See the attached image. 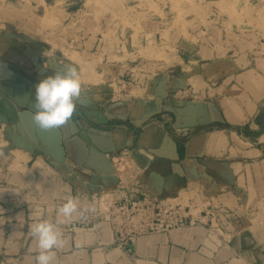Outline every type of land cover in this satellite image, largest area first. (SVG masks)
I'll use <instances>...</instances> for the list:
<instances>
[{
    "label": "crops",
    "instance_id": "1",
    "mask_svg": "<svg viewBox=\"0 0 264 264\" xmlns=\"http://www.w3.org/2000/svg\"><path fill=\"white\" fill-rule=\"evenodd\" d=\"M137 1L0 0V264H36L41 219L64 221L55 264H264V0L232 26ZM53 53L82 91L44 132L31 113ZM143 195L190 217L122 245L108 209ZM68 196L95 211L65 220Z\"/></svg>",
    "mask_w": 264,
    "mask_h": 264
},
{
    "label": "clouds",
    "instance_id": "2",
    "mask_svg": "<svg viewBox=\"0 0 264 264\" xmlns=\"http://www.w3.org/2000/svg\"><path fill=\"white\" fill-rule=\"evenodd\" d=\"M47 62V67L52 68V74L48 75L36 84L35 97L31 113L33 124L44 132L58 130L73 116L77 102L81 97V75L77 66L55 59ZM55 64V67H53ZM4 155L0 149V156ZM78 196H68L66 202L58 207V215L70 220L74 214L83 217L86 213L95 211L94 207L81 208ZM63 220L53 223L47 219H41L30 226V232L36 243V264H55L56 250L62 249L67 244L63 232L58 224Z\"/></svg>",
    "mask_w": 264,
    "mask_h": 264
},
{
    "label": "built area",
    "instance_id": "3",
    "mask_svg": "<svg viewBox=\"0 0 264 264\" xmlns=\"http://www.w3.org/2000/svg\"><path fill=\"white\" fill-rule=\"evenodd\" d=\"M107 216L113 224L116 241L129 245L142 234L186 224L190 214L186 207L172 204L167 198L143 195L114 201Z\"/></svg>",
    "mask_w": 264,
    "mask_h": 264
},
{
    "label": "rangeland",
    "instance_id": "4",
    "mask_svg": "<svg viewBox=\"0 0 264 264\" xmlns=\"http://www.w3.org/2000/svg\"><path fill=\"white\" fill-rule=\"evenodd\" d=\"M255 2L256 0H139L134 2V4L137 3L136 6L138 7V10L155 9L161 4V8H167L169 10V13L167 12V14L163 12V16L170 14V22L174 19L176 24L181 23L182 21L187 24L189 18H194V20L201 19L200 22L204 25L217 23L232 26L234 24L241 25L245 22L243 21L245 16L244 13H247L251 8H254L253 4ZM112 4H119L122 14L126 13L129 9L125 1H113ZM136 6L134 7L136 8ZM157 11H159V9ZM193 16L198 17L196 18ZM260 16L262 17V14ZM251 22L252 21L250 20V24L254 23ZM260 25L261 27H264L263 19H260ZM72 49L74 50L75 48L72 47ZM97 50V48L92 49L90 54L96 55ZM66 53L69 56H74V59L80 58V54L78 55V53H75V55H70L69 51H66ZM86 64L87 66L89 65L88 63ZM160 198L165 199V197ZM167 201H170L172 204H177L178 202L170 199H167Z\"/></svg>",
    "mask_w": 264,
    "mask_h": 264
}]
</instances>
